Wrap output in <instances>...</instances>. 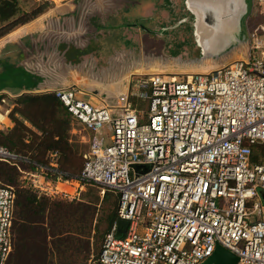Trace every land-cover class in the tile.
Wrapping results in <instances>:
<instances>
[{
    "label": "built area",
    "instance_id": "2783aa9c",
    "mask_svg": "<svg viewBox=\"0 0 264 264\" xmlns=\"http://www.w3.org/2000/svg\"><path fill=\"white\" fill-rule=\"evenodd\" d=\"M244 55L184 78H138L130 94L148 101L142 122L128 96L97 106L75 85L56 86L51 92L91 132L80 173L65 178L56 152L42 165L0 144V161L50 197L78 198L86 184L118 195L116 219L99 250L101 264H198L216 244L236 254V264H264L262 26L248 33ZM254 145L262 146L259 163L251 159ZM14 197L0 181V264L12 249ZM119 219L127 221L123 234Z\"/></svg>",
    "mask_w": 264,
    "mask_h": 264
},
{
    "label": "crops",
    "instance_id": "0c3cea01",
    "mask_svg": "<svg viewBox=\"0 0 264 264\" xmlns=\"http://www.w3.org/2000/svg\"><path fill=\"white\" fill-rule=\"evenodd\" d=\"M256 1L251 0L250 5L247 0H64L54 2L37 18L20 25L0 40V44L21 45L24 49L35 48L38 54L44 57L51 55L52 60L46 61V58L45 60L41 58L46 75L27 74L19 90L11 92L4 89L0 91V94L13 97L24 92H51L59 85H75L81 89L86 100L97 106L119 96H128L129 101H131L130 98L139 101L138 97L130 94L131 91L136 92V88L133 87L135 81L151 74L163 73L164 75L171 69L168 68L169 65L161 66L160 64L164 63L155 61L150 64L139 63L141 61L130 62L132 59L129 55L122 53L127 49H124L123 43H129L132 46L130 51L134 50L135 53L155 51L154 60L163 49L170 48L171 41L177 39L181 41L182 32H188L189 36L184 40L191 41L193 46L207 42L215 48V43L221 37H223L222 47L241 45V41L248 38V33L253 27L264 25L262 7L255 16ZM50 21V25H47ZM42 32L44 39L39 40L38 45L32 47L33 41ZM47 35L50 40L45 39ZM94 44L97 46L92 48ZM246 48L247 46L244 53ZM113 49L118 52L116 55H106V51H113ZM77 50L86 52L79 53L77 56L69 54ZM98 50L102 51V54L95 52ZM204 55L213 56L207 53ZM232 56L235 57L236 54ZM108 57L111 59L112 68L110 69L104 66ZM70 62H72L71 68L68 67ZM227 63L226 61L220 65ZM220 65L200 64L205 69ZM95 66L99 68L95 70ZM102 72L107 79H101L102 75L99 76V74ZM171 75L174 74L164 76ZM100 80H107V83H102ZM138 110L142 113L141 109ZM70 134L74 143L75 141L84 143L88 148L91 132L84 129L81 123L72 120ZM75 147L77 149L76 145ZM99 194L103 195L100 192Z\"/></svg>",
    "mask_w": 264,
    "mask_h": 264
},
{
    "label": "trees",
    "instance_id": "16d2710c",
    "mask_svg": "<svg viewBox=\"0 0 264 264\" xmlns=\"http://www.w3.org/2000/svg\"><path fill=\"white\" fill-rule=\"evenodd\" d=\"M49 7L43 2L23 13L18 0H0V38ZM5 96L0 94V103ZM130 100L142 110L141 100ZM12 105L8 117L13 126L0 130V144L42 165L49 164V152H56L57 169L66 173L65 178H75L84 159L70 138L72 115L60 99L52 92H24L14 98ZM261 153L262 146L254 145L252 161L261 162ZM19 164L23 169H34L32 163ZM0 181L11 186L15 195L12 249L6 264H83L88 260L101 264L96 249L98 204L114 194L106 214L108 232L117 216L118 195L105 190L100 196L97 187L86 184L78 198L50 197L27 185L15 166L1 161Z\"/></svg>",
    "mask_w": 264,
    "mask_h": 264
},
{
    "label": "rangeland",
    "instance_id": "374dc122",
    "mask_svg": "<svg viewBox=\"0 0 264 264\" xmlns=\"http://www.w3.org/2000/svg\"><path fill=\"white\" fill-rule=\"evenodd\" d=\"M43 2H48L50 4V7L52 6V4H54V1H46V0H18L19 7L21 8L23 13L30 12L32 9L36 8L39 4H42ZM247 2L250 5L251 0H247ZM255 8H256L255 16H256V13H258L259 9L261 8L262 16H263L262 18L264 19V0L262 2L257 0ZM50 23L51 21L47 25H50ZM19 26H17L16 28H18ZM6 36L7 35L3 36L2 38H5ZM188 36H189L188 32H184V33L182 32V34H180V37H182L181 41L179 39L171 41L170 48L163 49L161 51L162 55H160L161 53L157 54L156 60H154L155 51L148 50L146 52L139 51L135 53L136 51L134 50L130 51L132 49L131 48L132 46L127 42L123 43L124 49L125 48L127 49L123 50L122 53L129 55V57L132 59L130 62L136 63V61H141L139 63L150 64L153 61H155L156 63H164V64H160L161 66L169 65L168 68H170L171 71L167 74H174V76L177 78H180V77L184 78L185 75H188V74L210 71L216 68L214 66L213 68L205 69V67L200 66L201 63H203L204 65L212 64V63L220 65L221 63H225L226 61L230 63L232 61L237 60L238 58L245 57L244 50H245V47L247 46L248 38H245L243 41H241V45H233L230 48H228V46L222 47L223 37H221L220 40H218L219 39L218 37L217 38L218 41L215 43L216 47L213 48L207 42H204L203 45L193 46L191 41L184 40V38L186 37L188 38ZM2 38H0V40ZM42 39H44L43 32L40 34L39 37H37L33 41V45L31 46L34 47L36 44L38 45V41L39 40L41 41ZM45 39L50 40L49 35H47ZM123 41H125V38H123ZM29 46L30 45H28V47ZM95 46L97 45L94 44L92 48ZM9 47H12V48H9ZM83 52H86V51L77 50L76 52L72 51L69 54L77 56L79 53H83ZM95 52L98 54L100 53L102 54V51H99V50ZM105 53L106 55L109 56V54L116 55L118 52L113 49V51L108 50ZM206 53L212 54L213 56L206 57L204 55ZM234 54H236L235 57L232 56ZM237 55H238V58H237ZM41 58H43L44 60L46 58V61L52 60L51 55L45 56V57L42 55H39L38 51L35 48L29 47V48L24 49V47L21 45L11 46L9 44L6 45L5 43L0 44V91L4 89L9 90L11 92L19 90V88L22 87L23 82H24V77L27 74H29L30 76L34 74H37V76H39L40 74L46 75L44 63L41 62ZM104 66H106L109 69L112 68L110 57H108L106 64ZM68 67L70 68L72 67V62L69 63ZM95 67H96L95 70L99 68L98 66H95ZM167 74H164V75H167ZM100 75H102L101 79H107V77L104 76V72L99 74V76ZM100 81L102 83H107V80H100ZM30 93H33V92H30ZM16 96H13V97L5 96L4 97L5 102L0 103V130H9L13 126L11 119L8 117V113L13 107L12 105L13 100L14 98H16ZM92 100L94 102H97L94 99ZM140 106L142 108V115L139 116V121L142 122L144 119L147 118L148 102L141 99ZM26 124L30 126L29 123L26 122ZM103 132L104 133L107 132L106 139L108 141L109 135L111 134L109 126L105 127ZM77 142L75 141L74 143L77 146V151L80 152V154L83 152H86L88 149L87 145L84 143H80V142L77 143ZM96 194L98 195L97 191H96ZM114 198L115 196L113 194L112 196L109 197V200H99V204H98L99 211L97 215L98 232L96 235L97 252H99L104 235L106 234L108 230L107 223H106V214H107V211L109 210L110 203L114 200ZM83 264H98V263H97V260H88L86 263H83Z\"/></svg>",
    "mask_w": 264,
    "mask_h": 264
},
{
    "label": "water",
    "instance_id": "95a60500",
    "mask_svg": "<svg viewBox=\"0 0 264 264\" xmlns=\"http://www.w3.org/2000/svg\"><path fill=\"white\" fill-rule=\"evenodd\" d=\"M136 169H139L140 165H134ZM143 171L148 169V165H143ZM264 196V192H261V197ZM117 232L123 234L127 226V221L119 219L117 221ZM238 258L237 255L221 246L216 244L214 251L210 256L198 264H236Z\"/></svg>",
    "mask_w": 264,
    "mask_h": 264
},
{
    "label": "flooded vegetation",
    "instance_id": "af4514ba",
    "mask_svg": "<svg viewBox=\"0 0 264 264\" xmlns=\"http://www.w3.org/2000/svg\"><path fill=\"white\" fill-rule=\"evenodd\" d=\"M262 198V204H263V207H264V196L261 197Z\"/></svg>",
    "mask_w": 264,
    "mask_h": 264
},
{
    "label": "bare ground",
    "instance_id": "6f19581e",
    "mask_svg": "<svg viewBox=\"0 0 264 264\" xmlns=\"http://www.w3.org/2000/svg\"><path fill=\"white\" fill-rule=\"evenodd\" d=\"M264 28V26H262Z\"/></svg>",
    "mask_w": 264,
    "mask_h": 264
}]
</instances>
